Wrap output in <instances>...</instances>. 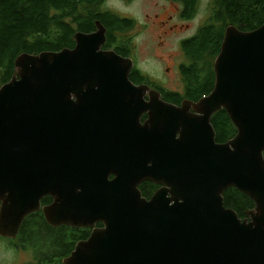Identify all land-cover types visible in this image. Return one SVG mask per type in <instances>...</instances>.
<instances>
[{
  "label": "water",
  "instance_id": "1",
  "mask_svg": "<svg viewBox=\"0 0 264 264\" xmlns=\"http://www.w3.org/2000/svg\"><path fill=\"white\" fill-rule=\"evenodd\" d=\"M96 29L19 55L0 88V237L42 211L91 231L63 264H264V25L227 27L213 91L181 106L134 84L133 60ZM222 110L237 134L218 144ZM232 188L255 205L244 220L224 205Z\"/></svg>",
  "mask_w": 264,
  "mask_h": 264
},
{
  "label": "trees",
  "instance_id": "2",
  "mask_svg": "<svg viewBox=\"0 0 264 264\" xmlns=\"http://www.w3.org/2000/svg\"><path fill=\"white\" fill-rule=\"evenodd\" d=\"M100 0H0V88L15 75V60L23 53L39 55L44 52H60L74 47L77 32L95 30L94 20H100L107 30L104 49H111L118 55L131 57V41L122 38L135 27V22L117 15L91 17L92 9L99 10ZM190 11L197 0H174ZM103 3V1L101 2ZM210 22L201 27L190 39L181 43L186 61L180 72L184 90L182 93L157 88L163 100L177 105L182 99L197 102L214 89V62L220 53L227 27L251 32L264 25V0H215ZM69 20V21H67ZM130 80L136 84L150 85V79L134 68ZM146 119V118H144ZM143 119V120H144ZM212 126L218 144L227 143L237 131L227 113L222 110L212 118ZM139 189L143 197L150 199L157 189L151 183L142 184ZM224 205L235 211L244 220L255 208L244 194L232 188L224 194ZM52 202L45 198L42 204ZM38 213L28 216L18 235L22 249L32 254L27 264H63L79 241L86 240L90 229L60 227L52 229L40 222ZM97 227H101L98 225Z\"/></svg>",
  "mask_w": 264,
  "mask_h": 264
},
{
  "label": "rangeland",
  "instance_id": "3",
  "mask_svg": "<svg viewBox=\"0 0 264 264\" xmlns=\"http://www.w3.org/2000/svg\"><path fill=\"white\" fill-rule=\"evenodd\" d=\"M109 6L118 16L135 22L133 30L121 35L122 38L131 41V59L135 68L152 83L172 92H183L182 77L174 67L176 62L186 61L178 42L196 34L201 19L194 20L189 30L179 31L170 39L167 48H162V39L158 38L161 35L160 22L163 20L161 14L164 9L166 11L168 9L167 12L172 11L164 0H133L130 3L116 0L110 2ZM6 246V243L0 242V264H27L32 261L30 251L24 249L20 252L13 251L6 249Z\"/></svg>",
  "mask_w": 264,
  "mask_h": 264
},
{
  "label": "flooded vegetation",
  "instance_id": "4",
  "mask_svg": "<svg viewBox=\"0 0 264 264\" xmlns=\"http://www.w3.org/2000/svg\"><path fill=\"white\" fill-rule=\"evenodd\" d=\"M102 1H103V3H101ZM112 1H116V0H100L99 2H97L96 4H99L100 5L99 6V10L96 11L97 9H92L91 12H90V14H91L90 16L93 17V16H96V15H100L102 18H104L105 15H108V16H111V17H112V15H117V13L114 12L112 10V8L109 6V3L112 2ZM123 1H127L128 3H130L133 0H123ZM164 1L172 8V11L167 12L168 9H167V11L164 9L162 11V14H161V17H163V20L160 22L161 23L160 24L161 26H160L159 29H160L161 35H159L158 38L159 39H162V44H161L162 45V48H167V45L169 44L170 39L174 35L178 34L179 31L180 32H184L185 29L189 30L190 29V24L194 20L200 18L201 20H200V25H199V27H198V29L196 31V33H197L201 27L205 26L207 23L210 22V19L212 18L213 10L215 8V6H214L215 0H205V3H203L204 0H197L198 2L196 4V6H195V10L193 8L190 11L187 10V8H188L187 6L184 7L181 3L176 2L174 0H164ZM200 5H202V7H200ZM67 21H69V20H67ZM93 22H94L95 27H96L97 22H100V20L96 19ZM96 30L97 29L91 30V31L85 32L84 34H93V33L96 32ZM77 33H79V32H77ZM80 33H83V32H80ZM107 35H108V30L106 32V38H107ZM193 36H195V34ZM193 36H190V37H187V38L182 39L180 42H178V46L181 48V43L183 41L187 40V39L192 38ZM74 44H75V40H74ZM73 48H71V49H73ZM102 49L104 51H109V49H104V47H102ZM129 58H131V57H129ZM183 63L184 62L180 61V62H176L174 64V67L176 68V72L179 75H181L180 67H181V65ZM149 86L152 89L158 91L161 94V98L163 99L162 93L157 88L164 89V90H167V89H165L164 87H161L159 85H156V84H154L152 82L150 83ZM183 90H184V87H183ZM177 93H179V92H177ZM180 93H182V92H180ZM184 101L194 102V101H191L190 99H185L184 98V99H182V102L181 103L177 104V106H181ZM191 111L193 112V110H191ZM144 118H146V116H144L143 119ZM156 188L158 189L157 186H156ZM154 192H153V194H154ZM50 204H52V202H49L47 204H42V202H41L42 208L43 207H46V206H49ZM37 213L42 216L40 218V221L38 222V224H40V222H41L42 224H44L46 226H49L47 224L46 220H45V217L43 216L42 211H39ZM49 227L52 228V229H58V228H53L51 226H49ZM17 239H18V236L14 240H8V239L1 238L0 237V242L6 243V245H7L5 247L6 249L9 248L10 250L19 251L20 252V251H22V246L19 245L20 242L18 243V240ZM3 240H5V241L8 240V241L5 242Z\"/></svg>",
  "mask_w": 264,
  "mask_h": 264
}]
</instances>
